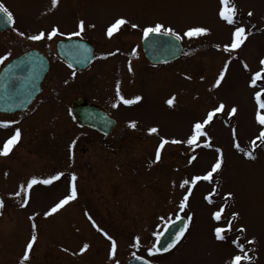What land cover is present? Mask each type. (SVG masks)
<instances>
[{"label":"rangeland","instance_id":"1","mask_svg":"<svg viewBox=\"0 0 264 264\" xmlns=\"http://www.w3.org/2000/svg\"><path fill=\"white\" fill-rule=\"evenodd\" d=\"M0 2L14 16L11 28L0 32V56L11 53L6 60L37 48L47 57L50 68L60 72L65 67L54 43L65 35L40 41L27 37L41 29L50 31L53 25L63 33H72L83 19L85 28L92 30L84 37L91 39L96 50L91 68H127L122 74L115 70L121 74V82L107 87L99 78L88 85L87 94L98 97L99 104L117 121L108 138L77 124L67 103L78 89L60 83L54 90L45 84L40 98L22 114L0 115V119L18 121L0 128V147L15 128L21 130L9 154L0 155V200L4 202L0 207V264H20L33 223L37 240L24 264H125L132 253L157 264H227L238 251L231 244L238 235L241 242L255 237L249 246L253 249L249 253L254 257L252 264H264V147L253 151L254 159L240 150H251V141L259 134L249 80L264 57V0H232L237 7L236 18L249 34L231 52H225L223 46L231 42L233 26L218 16L219 0H58L55 8L51 0ZM120 17L127 23L108 37L107 28ZM133 23L138 27L132 28ZM156 23L181 34L182 51L174 61L153 65L142 54L140 37L144 27ZM193 26L207 27L209 32L184 37V31ZM226 61L225 77L213 87ZM117 82L125 99H141L123 106L112 100ZM221 100L226 105L224 113L205 126L212 148L168 143L161 149V159H155L161 137L184 140L193 123L202 120ZM114 101L117 107H113ZM233 104L238 112L230 118L227 109ZM130 122H135V127ZM150 127L158 131L149 133ZM233 127L237 131L235 141ZM216 147L223 151L222 171L213 174L211 182L181 188L182 179L210 169ZM190 156L196 157L191 164ZM57 172L63 175L51 184L34 185L20 197L10 195L20 190V184L27 187L32 176L47 179ZM73 173L75 181L71 179ZM73 183L76 198L44 216L69 194ZM214 185L217 190L210 204L204 197ZM189 186L192 194L188 207L180 215L185 217L190 212L193 218L183 239L171 253L149 256L147 248L156 240L153 233L161 232L169 219L176 217L179 200ZM227 192L233 197L226 198ZM24 196L28 202L21 207ZM221 205L225 208L223 223L234 211L239 217L233 221V232L226 233L224 241H217L213 229L218 222L212 213ZM241 225L246 231L235 232ZM103 232L117 242L113 259H109L110 241ZM136 237L140 238L139 246L133 247ZM85 243L89 247L80 253Z\"/></svg>","mask_w":264,"mask_h":264},{"label":"snow or ice","instance_id":"2","mask_svg":"<svg viewBox=\"0 0 264 264\" xmlns=\"http://www.w3.org/2000/svg\"><path fill=\"white\" fill-rule=\"evenodd\" d=\"M220 7L218 10V16L221 20L226 22L228 25L233 26V31L231 34V42L229 44H225L223 46V50L225 52H231L234 49H238L244 41L247 39L248 32H246V29L243 25L239 24L237 17V7L235 3L232 2V0H219ZM58 0H51L52 7L55 8L57 6ZM0 13H4V19L6 22L10 25L14 24V16L11 11L2 3L0 2ZM252 12L249 11L247 15L249 17L252 16ZM127 20H125L123 17H120L115 20L113 24H111L107 30L106 34L108 37H111L113 33L118 29L120 25L126 24ZM132 28H137L138 25L133 23L131 25ZM77 31L72 33H63L59 30V28L55 25H53L50 29V31L45 32L43 29L39 30L36 34L30 35L27 37V39L32 41H40L44 38L52 39L55 36H64V35H76L79 36L81 32L85 29V22L83 19H80L77 22ZM209 32V29L207 27L203 26H193L188 27L184 33V37H198L201 35H204ZM150 33H163L165 35L174 36L177 40H180L182 38L181 34L174 31L171 27H165L161 23H156L155 25H150L147 27H144L142 29V35L144 37H148ZM20 36H25L24 32H18ZM217 47H220L217 45ZM113 53H108L107 55H112ZM136 54L135 48L132 49V55ZM11 55V53H6L3 56H0V62H3L7 59V57ZM259 70L254 71L251 73L250 80H249V86L253 89V98L256 104V110H255V120L257 122L258 128H259V134L256 135L253 140L251 141V150H244L240 149L245 157L254 159L253 151L258 147H264V76H262V73H264V57H262L259 60ZM246 69L248 68L247 63H244L243 65ZM18 65H9V70H12L14 68H18ZM228 68V62L226 61L224 64L223 69L219 72L218 76L215 79V82L213 84V87H217L221 84V81L225 77V72ZM129 71H132L131 66L129 65ZM203 79V78H202ZM259 81V83H258ZM117 102L122 101L124 104H132L135 101H139L141 99L140 96H135L133 99H125L120 92L119 82H117L116 85V92H115ZM169 105L173 103L172 99H169L167 101ZM113 107H117V103L113 104ZM226 109V105L224 101H219L218 104L207 111L206 115L203 117L202 120H197L193 123L190 134L184 139V140H178V139H172L168 140L166 138L161 137L160 144L156 148V154L155 159L159 161L161 159V149L165 146V144L172 143V144H185L190 146L191 148H199L201 145L204 148H212L213 145L210 143V137L208 136L207 131L205 130V126L210 125V123L214 120V118L218 114L224 113ZM238 112V107L233 104L230 108L227 109V116L228 117H234ZM15 123H18V121L11 120V119H0V128H8L10 125H13ZM130 126L135 127V122H130ZM158 130L156 127H150L148 128L149 133H156ZM231 134L233 137V140H236L237 131L236 128L233 127L231 129ZM21 137V130L17 127L15 128L14 132L10 135L8 139H6L3 143V146L0 147V155L6 156L11 151L13 145H15ZM257 141L260 142V144H257ZM236 148H240V145L238 143H234L233 145ZM215 151L217 153V156L215 158L214 163L211 164L210 169L205 171L202 175H193L189 178H184L180 182V187L185 188V186L191 185L195 186L197 182L199 181H208L211 182L213 180V174H219L220 171H222V166L224 163L223 159V151L221 148L216 147ZM195 156H190L188 159V163L191 164L193 160L195 159ZM7 175V173H5ZM63 175L62 172H57L55 175L49 176L47 179H38L36 176H32L30 179L27 180L26 184L27 187H25L24 184L19 185V191H16L14 193H11L10 195H14L17 197L22 196V194L27 193L34 185L37 184H44L48 185L51 184L53 181L59 179ZM72 181L76 180V175L73 173L71 177ZM189 186L187 190L184 192L182 198L179 200V211L176 213V220H181L182 217L180 215V212H184V210L188 207V201L189 197L192 194V187ZM216 186L214 185L212 187V191L205 195L204 199L208 203H212V195L216 192ZM226 198L233 197L232 192H227L224 194ZM77 196V189L75 187V184L73 183L70 192L68 195L64 196L62 199L59 200L58 203H56L49 211H46L44 213V216H49L51 213H55L57 210H59L62 206L66 205L68 202L74 200ZM28 199L27 196L23 197V203L21 204V207L25 206L27 204ZM3 200H0V207H3ZM222 214H225V208L224 205H221L216 211L212 213V218L218 222V226L214 227V237L217 241H224L226 239V233L233 232V221H235L239 217V212H232L230 213V218L227 220V223H223L222 221ZM89 220H91V216L88 217ZM192 213H187L185 217H183V224L182 226L176 231L174 238L167 244L166 247H157L156 244L151 245L147 248V253L149 256L154 255L155 253L159 252H167L171 248H173L178 241L184 236L185 232L187 231L191 221H192ZM31 220L32 217H29ZM169 223H173L171 219H169ZM93 225L95 226V222L93 221ZM33 234L31 238L27 241L25 251L23 253V256L21 257L20 264H24L25 261L29 260V250L33 248L34 242L37 240V236L35 234L36 225L33 223ZM100 231H103L102 229H98ZM246 231L245 227L241 225L239 228L235 229V232L244 233ZM103 235L110 241V250H109V259H113L116 255V249H117V242L116 240L108 235L107 232H103ZM162 235L160 232H154L153 236H155L157 239ZM136 243L133 244V247L139 246V237H136ZM242 238L241 236H236L235 239L231 240V244L238 250L234 255H232L227 262V264H252V261L254 257L250 255L249 253L253 251L250 245L255 243V237H252L250 239H247L243 242H241ZM89 245L85 243L80 249L79 252L83 253ZM64 251H68V249H64ZM133 256H135V253H132ZM137 259L143 260L144 257H136ZM116 264H119V261H116ZM145 264H152L151 260H146Z\"/></svg>","mask_w":264,"mask_h":264},{"label":"water","instance_id":"3","mask_svg":"<svg viewBox=\"0 0 264 264\" xmlns=\"http://www.w3.org/2000/svg\"><path fill=\"white\" fill-rule=\"evenodd\" d=\"M4 16V13H0V30H5L10 26ZM141 47L146 59L151 63H165L174 60L182 49L179 40L163 33H150L148 37L142 36ZM55 50L59 57L78 68L85 67L93 57L91 45L77 39L58 40L55 43ZM9 65L19 67L9 70ZM47 68V59L37 49H31L8 61L0 70V112L11 113L25 109L39 93V83ZM72 113L80 123L96 128L105 134L110 132L115 123L104 112L93 106H77L72 108ZM172 221L173 223L165 226L161 232L162 235L155 241L157 247H166L174 238L176 231L183 224V217L181 220L175 218ZM136 257L140 256L131 257L127 264H145L146 259L141 260Z\"/></svg>","mask_w":264,"mask_h":264},{"label":"flooded vegetation","instance_id":"4","mask_svg":"<svg viewBox=\"0 0 264 264\" xmlns=\"http://www.w3.org/2000/svg\"><path fill=\"white\" fill-rule=\"evenodd\" d=\"M88 31H92L89 29H84L83 32H81V34L79 36L76 35H65V37L61 38V39H68V38H76V39H80V40H84L87 41L91 46H92V53H93V59L92 61L83 68H78L75 66H71L70 64H68L64 59H60V61L63 63L65 68H62V70L58 73H56V71H54V68H50L51 65L49 63V67L47 68L46 73L44 74L40 84H39V94L34 98V100L30 103V105L24 110V111H18V112H14L11 114H1L0 115H20L23 112H25L27 109H29L31 107V105H33V103L40 98L42 91L45 87V84L48 86V83L50 85V87H52V89L54 90V85L57 83L62 84L63 86L69 87V88H76L78 89V92L76 94H73L71 96V98L68 100L67 106H68V110L70 111V113L72 114V108H76L77 106H93L96 107L98 109L103 110L109 117L113 118L115 120V126L117 124L116 119L110 115L103 107L101 104H99V102L97 101V99H99L98 97L95 96H89L87 94L89 88L88 85L91 84V82H93L96 79L101 78L102 81L104 82V84L108 87L110 86L112 83H114L115 81H120L121 82V78L120 75L122 74V70H126L127 68H115V70H119L121 71V74H117L114 70V68H109V66H105V68H101L100 71H96L94 68H91L95 59H96V50H95V46L93 44V42L91 41V39L89 37H84V33H88ZM142 36V34H141ZM141 39V37H140ZM142 51V50H141ZM143 54V53H142ZM17 55H14L12 57H15ZM11 57V58H12ZM9 58V59H11ZM8 59V60H9ZM5 60V61H8ZM0 62L1 65L5 62ZM0 65V67H1ZM59 79V80H58ZM107 82V83H106ZM113 85V84H112ZM106 88V87H103ZM116 91V89H115ZM53 92V91H52ZM112 100H117L116 96H113L111 98ZM100 100V99H99ZM45 102V101H44ZM115 103H117L116 101H114ZM46 103V102H45ZM51 104V103H50ZM118 104H124L123 102H118ZM74 120L77 122V124L82 127V128H86L88 130H91L95 133H97L100 136L103 137H110L112 134L113 129L115 128V126L110 130L109 133L104 134L103 132H101L98 129H93L84 125H81L80 123H78L77 118L72 114ZM111 140V139H110ZM67 173V172H65Z\"/></svg>","mask_w":264,"mask_h":264}]
</instances>
